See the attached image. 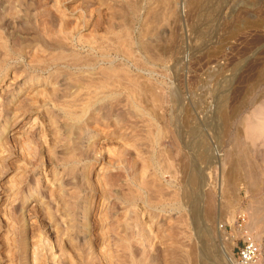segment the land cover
<instances>
[{
	"label": "rangeland",
	"instance_id": "obj_1",
	"mask_svg": "<svg viewBox=\"0 0 264 264\" xmlns=\"http://www.w3.org/2000/svg\"><path fill=\"white\" fill-rule=\"evenodd\" d=\"M264 264V0H0V264Z\"/></svg>",
	"mask_w": 264,
	"mask_h": 264
},
{
	"label": "built area",
	"instance_id": "obj_2",
	"mask_svg": "<svg viewBox=\"0 0 264 264\" xmlns=\"http://www.w3.org/2000/svg\"><path fill=\"white\" fill-rule=\"evenodd\" d=\"M237 250L238 260L243 264H253L260 254V247L251 236H246Z\"/></svg>",
	"mask_w": 264,
	"mask_h": 264
},
{
	"label": "bare ground",
	"instance_id": "obj_3",
	"mask_svg": "<svg viewBox=\"0 0 264 264\" xmlns=\"http://www.w3.org/2000/svg\"><path fill=\"white\" fill-rule=\"evenodd\" d=\"M225 255L229 264H238L230 252H225Z\"/></svg>",
	"mask_w": 264,
	"mask_h": 264
}]
</instances>
